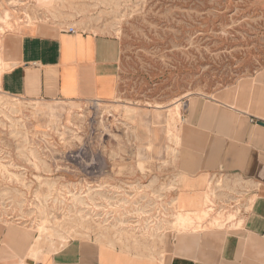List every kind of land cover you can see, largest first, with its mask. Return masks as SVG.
<instances>
[{"label":"rangeland","instance_id":"rangeland-1","mask_svg":"<svg viewBox=\"0 0 264 264\" xmlns=\"http://www.w3.org/2000/svg\"><path fill=\"white\" fill-rule=\"evenodd\" d=\"M36 1L1 0L10 17L0 37L37 20L116 37L121 91L111 105L71 110L0 94V220L54 245L92 239L160 253L176 229L170 196L179 180L167 111L264 66V0H48L43 9Z\"/></svg>","mask_w":264,"mask_h":264},{"label":"crops","instance_id":"crops-1","mask_svg":"<svg viewBox=\"0 0 264 264\" xmlns=\"http://www.w3.org/2000/svg\"><path fill=\"white\" fill-rule=\"evenodd\" d=\"M1 38L6 97L71 110L111 105L119 96L116 37L75 21L37 20ZM180 115L172 170L179 180L170 203L176 209L174 200L184 194L185 209H212L222 227L171 228L160 253L141 256L92 239L54 245L0 220V264H264V66L208 96L188 97Z\"/></svg>","mask_w":264,"mask_h":264},{"label":"bare ground","instance_id":"bare-ground-1","mask_svg":"<svg viewBox=\"0 0 264 264\" xmlns=\"http://www.w3.org/2000/svg\"><path fill=\"white\" fill-rule=\"evenodd\" d=\"M48 0H38L35 2V4L33 5L34 7H38L43 9L45 6V3ZM29 3V2H28ZM10 15L7 12V10H4L1 15H0V20L4 21L5 19L9 18ZM3 29H1L2 31ZM3 35V34H2ZM2 38L0 37V45L2 42ZM3 71V65H2V60L0 59V73ZM180 107H181V102L180 101H176L172 108H170L167 111L166 114V119H165V133L168 135L173 136L176 140L178 138V128L177 125L178 121L181 122V118H180ZM157 109V108H156ZM156 120V119H155ZM47 122V121H46ZM48 124V123H47ZM60 127H63L62 125ZM164 132V131H163ZM161 134V133H160ZM157 136V135H156ZM153 137V136H152ZM162 137V136H160ZM163 138V137H162ZM161 138V139H162ZM155 139V138H154ZM159 139V138H158ZM153 153V152H152ZM191 182V181H190ZM204 182V181H202ZM201 184V183H200ZM199 184V186H200ZM191 185V184H190ZM191 187V186H190ZM201 188V187H200ZM189 191V190H188ZM198 191V190H197ZM190 192V191H189ZM79 193V192H78ZM184 194H178L177 198L175 199V201H179V203L176 206V212H175V222L173 223V226L176 228V230L178 232H182V231H187V230H195V229H203V228H217L219 227V225L222 227V224H220V217L214 216L213 215V210L212 209H203V210H188L184 208L183 205V199H184ZM200 196V195H199ZM74 197V196H73ZM202 197V196H201ZM199 199V198H198ZM206 202H208L209 200L206 197ZM194 203V202H193ZM192 205V203H191ZM190 207V206H189ZM187 207V208H189ZM192 209H194L192 207ZM211 214L214 216L213 218H211L209 220V225L208 226H202L201 224L203 222H205V220H208L209 218H207L208 216H211ZM218 217V218H217Z\"/></svg>","mask_w":264,"mask_h":264},{"label":"built area","instance_id":"built-area-1","mask_svg":"<svg viewBox=\"0 0 264 264\" xmlns=\"http://www.w3.org/2000/svg\"><path fill=\"white\" fill-rule=\"evenodd\" d=\"M69 32H70V33H73L74 31H73V29H69ZM75 156H76V155H75Z\"/></svg>","mask_w":264,"mask_h":264}]
</instances>
